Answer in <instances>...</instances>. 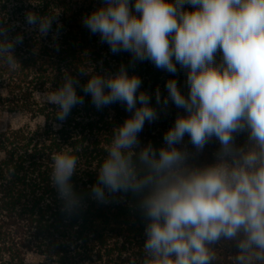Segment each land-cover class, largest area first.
Returning a JSON list of instances; mask_svg holds the SVG:
<instances>
[{
	"label": "clouds",
	"instance_id": "clouds-1",
	"mask_svg": "<svg viewBox=\"0 0 264 264\" xmlns=\"http://www.w3.org/2000/svg\"><path fill=\"white\" fill-rule=\"evenodd\" d=\"M56 16L26 11L24 21L47 36ZM82 24L112 53L128 52L130 63L147 60L172 74L179 66L186 85L182 92L169 78L167 94H153L161 110L169 102L183 110L159 146L140 142L159 113L123 64L114 74L80 69L88 77L82 85L64 72L42 96L58 121L83 103L77 85L98 110L120 103L130 113L111 131L89 198L136 197L144 264H212L220 242L236 249L235 264H264V0H102ZM22 40L0 23V62L14 67L13 48ZM240 134L245 139L237 143ZM213 140L211 159L198 161ZM51 160L50 185L70 213L80 205L71 182L78 157L62 150Z\"/></svg>",
	"mask_w": 264,
	"mask_h": 264
},
{
	"label": "trees",
	"instance_id": "trees-1",
	"mask_svg": "<svg viewBox=\"0 0 264 264\" xmlns=\"http://www.w3.org/2000/svg\"><path fill=\"white\" fill-rule=\"evenodd\" d=\"M102 0H0V23L8 36L23 34L13 54L17 64L0 62V114L23 119L17 127L0 130V264H144L143 220L136 197L117 193L109 202L99 203L88 196L96 182L95 170L103 160L106 144L115 126L130 115L120 103L97 109L79 85L87 76L80 69L114 74L121 64L129 75L142 81L139 91L149 94L159 118L146 122L138 134L141 144L163 143L162 133L183 114L169 102L166 109L156 104L157 88L165 96L164 83L177 80L186 92L185 72L175 74L156 68L147 60L130 63L128 52L112 53L98 34L82 24V16ZM57 14L47 36H38L24 21V13ZM57 24L60 25L57 31ZM64 72L74 76L83 103L75 105L63 121L55 120V107L42 96L62 83ZM39 93L40 95H38ZM245 136L237 135V143ZM187 137H185V142ZM191 150V145H187ZM217 144H207L198 161L210 160ZM67 150L78 157L71 178L80 205L63 210L49 174L52 154ZM229 242L213 249L212 264H235Z\"/></svg>",
	"mask_w": 264,
	"mask_h": 264
},
{
	"label": "rangeland",
	"instance_id": "rangeland-1",
	"mask_svg": "<svg viewBox=\"0 0 264 264\" xmlns=\"http://www.w3.org/2000/svg\"><path fill=\"white\" fill-rule=\"evenodd\" d=\"M23 124V119L17 116L9 115L7 113L0 114V130L5 128L7 125L17 127Z\"/></svg>",
	"mask_w": 264,
	"mask_h": 264
}]
</instances>
